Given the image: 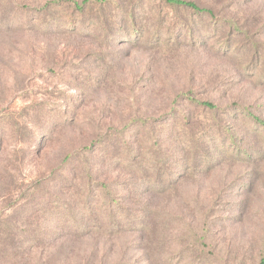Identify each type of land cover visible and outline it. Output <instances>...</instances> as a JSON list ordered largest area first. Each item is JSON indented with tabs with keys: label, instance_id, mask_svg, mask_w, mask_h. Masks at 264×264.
<instances>
[{
	"label": "rangeland",
	"instance_id": "1",
	"mask_svg": "<svg viewBox=\"0 0 264 264\" xmlns=\"http://www.w3.org/2000/svg\"><path fill=\"white\" fill-rule=\"evenodd\" d=\"M48 1L0 0V18L6 19L0 21V225L14 246L2 245L7 253L0 251V264H260L264 140L255 124L228 116L237 104L264 121V0H186L223 19L222 30L208 15L187 8L125 0L135 8L141 34L148 36L142 48L112 42L109 35L63 34L62 26H68L58 19L63 12L54 18L58 26L40 28L46 21L38 22V9ZM168 35L174 39L166 44ZM225 41L232 51L220 50ZM182 92L215 103L217 121L181 101L171 104ZM173 104L190 115L189 133L201 137L186 166L193 168L164 178L158 192L148 179L155 183L153 171L168 169L160 162L170 158L166 149L156 151L152 165L145 155L139 173L126 165L128 158L121 169L112 167L128 187L129 217L119 229L82 235L55 225L45 215L53 188L44 182L47 199L37 204L26 197L34 181L56 171L66 154L108 138L139 114H168ZM225 124L238 152L246 155L241 159L229 149L221 130ZM208 132L216 147L204 135ZM205 153L215 161L199 169ZM52 209L53 216L60 212Z\"/></svg>",
	"mask_w": 264,
	"mask_h": 264
},
{
	"label": "trees",
	"instance_id": "2",
	"mask_svg": "<svg viewBox=\"0 0 264 264\" xmlns=\"http://www.w3.org/2000/svg\"><path fill=\"white\" fill-rule=\"evenodd\" d=\"M159 1L171 8H187L188 11L194 14L208 15L210 19L215 20L216 29L222 30L221 26L218 27V24L223 19L217 21L211 10L201 8L195 2L186 0ZM116 2L117 0H82L80 2L76 0H50L38 9V22L40 20L46 21V24H39V27L41 28L47 24H51L53 27L58 26V23L54 22V18H57L59 12H63V18H58L66 20L68 24V26H62L63 30L60 32L63 34H77L93 38L109 35V39L112 42L128 45L129 47H145L147 43L144 40L148 36L141 34L144 33L142 28L136 25L135 8L128 5L125 0H123L122 4ZM111 10L113 13L109 12ZM52 12H54L53 16H51ZM2 13L3 8L0 5V16ZM0 21L6 22V19L2 16ZM226 23L233 33H240V29L233 22L226 20ZM64 24L66 23L62 25ZM80 25H82V28H80ZM88 28L94 30L88 31ZM186 34L192 37L191 29H186ZM172 38L174 39V37L168 35L165 43H171ZM231 41L233 42L232 38ZM220 50L230 52L232 48L225 41L221 43ZM252 66H249V68L259 74V71ZM259 75L263 76L262 74ZM180 101L187 105V107L202 109L208 114L213 115V119H217L219 107L213 102L197 99L193 92L177 94L171 104H179ZM174 104L172 106L173 110L168 114L163 113L157 117L139 114L137 117L129 120L121 130H112L108 138L97 139L92 143V146H85L78 151L66 154L56 171L52 170L49 175L34 181L31 187H29V194L26 197L37 204L40 203V199H47L48 192L42 193L41 190L43 186L41 183L44 182L53 188V193L49 194L46 204L47 210L45 211V215H47L46 217H51L55 225L61 226L67 232L71 231V233H81L82 235L92 231L104 230L112 232L115 229H119L117 225L123 221L127 222L129 217L125 208L127 200L124 196V192L128 187L125 182H122L123 178H120V175L114 174L112 167H119L117 169H121L124 160H126L125 158H128L130 163L126 165L136 169V172L139 173L143 168L142 161H144L145 155L149 159L147 165H152L156 151L166 149L170 158H163L160 162L164 167L168 166V169L163 170V173L153 171V173H157V181L155 183L153 182V177H149L148 179V183L151 184L152 182V189L158 192L164 186V178L166 181L175 179L174 177L177 176L178 172L179 174L182 171L186 173L193 168L189 166L186 169V166L189 165L188 160L193 149V144L196 142V138L200 136H194L189 133L185 124L190 122V115H186L185 110H178ZM230 111L233 114L232 116H228V118L233 119L232 121L243 120L246 123L255 124L259 128V134L263 136L264 140L263 120L246 110L240 109V106L237 104H233L230 107ZM225 113H228V111ZM64 117L61 116V119ZM229 125L225 124L221 130H223L226 137L225 140L231 142L229 149L235 151L233 154L236 158L241 159L245 154L238 152L239 145L233 141L234 136L229 131ZM2 130L4 131V129L0 128V135ZM204 135L208 136L207 140L212 147L213 145L217 146L213 142L214 137L211 136V132L204 133ZM221 139H224V137ZM222 146H219V149ZM111 153L115 154L114 158L109 156ZM197 157L200 156L197 155ZM214 157L205 153L199 159L197 167L199 168L200 164L206 165V163H212V161H215ZM195 172L193 171V173ZM141 183L142 186L148 185L147 182ZM136 189H138L137 186ZM72 202L75 204V207L71 205ZM62 205H64L63 209L60 207ZM52 207L55 210H60L59 213L61 214L57 212L53 216L54 210ZM10 243L4 228L0 225V251L4 253H2L3 255L7 253V250L14 248ZM3 244H6L7 250H3ZM32 245L38 244L32 242ZM260 264H264V259L260 261Z\"/></svg>",
	"mask_w": 264,
	"mask_h": 264
}]
</instances>
